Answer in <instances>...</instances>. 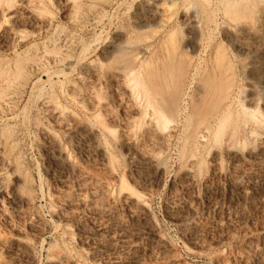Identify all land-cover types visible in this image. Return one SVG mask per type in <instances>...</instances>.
<instances>
[{
	"label": "rangeland",
	"instance_id": "obj_1",
	"mask_svg": "<svg viewBox=\"0 0 264 264\" xmlns=\"http://www.w3.org/2000/svg\"><path fill=\"white\" fill-rule=\"evenodd\" d=\"M0 264H264V0H0Z\"/></svg>",
	"mask_w": 264,
	"mask_h": 264
},
{
	"label": "bare ground",
	"instance_id": "obj_2",
	"mask_svg": "<svg viewBox=\"0 0 264 264\" xmlns=\"http://www.w3.org/2000/svg\"><path fill=\"white\" fill-rule=\"evenodd\" d=\"M166 8V7H165ZM226 91H222V93H224L225 95H227V94H230V93H227V90H229V88H224ZM230 92V91H229ZM227 93V94H226ZM222 101L224 102V98L222 99ZM233 101V99L231 100V98H230V103L227 105V106H224L225 107V109H224V112L220 115V116H218V124L220 125V126H224L228 121H230V118H231V114H230V110H231V102ZM233 103H234V101H233ZM222 104H224V103H222ZM226 104V103H225ZM223 107V108H224ZM220 111H222V109L220 110ZM217 116V115H216ZM161 117H162V120H165L166 121V123H167V126H168V124H170L171 122H172V120H171V118L169 117V116H167V115H165V114H163V115H161ZM216 121V120H215ZM218 127V126H217ZM211 128V127H210ZM204 131H205V129H204ZM91 132H93V131H91ZM202 133H203V131H202ZM206 132H204V134H205ZM204 134H200L199 133V136L200 137H198L199 138V140H201L200 142H198V144L199 143H204L205 141H203L202 142V140H204L205 138H206V134L204 135ZM210 135V134H209ZM198 136V135H197ZM191 137V136H190ZM197 138L195 139V141L197 142ZM198 140V141H199ZM197 144V145H198ZM97 150V153L102 157V159L105 161L106 159H107V152L105 151V149H102V148H96ZM57 153H58V156H60V157H62V158H64L65 159V162L67 163V165H70L71 166V162H70V160H69V158L65 155V153H64V151H63V149H62V147L59 145L58 147H57ZM27 178H24V179H22L23 180V182L27 185V188H28V184H30V181L28 180H26ZM124 187V189L125 190H127V192L129 193V194H131V196L134 198V199H136L139 203H141V204H145L146 203V201H144V198L142 197V195H140L139 193H137L136 191H134V190H132V189H130L126 184L125 185H123ZM32 190H26L25 191V193L27 194V195H29V196H32L31 195V192ZM22 193V192H21ZM23 194V193H22ZM1 209L3 210V212L5 213L6 211L4 210V207H1ZM2 212V213H3Z\"/></svg>",
	"mask_w": 264,
	"mask_h": 264
}]
</instances>
